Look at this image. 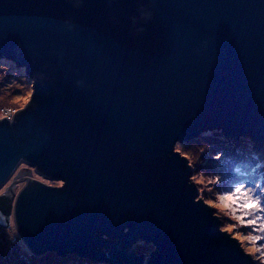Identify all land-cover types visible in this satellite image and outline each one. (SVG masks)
Here are the masks:
<instances>
[{
    "label": "water",
    "instance_id": "95a60500",
    "mask_svg": "<svg viewBox=\"0 0 264 264\" xmlns=\"http://www.w3.org/2000/svg\"><path fill=\"white\" fill-rule=\"evenodd\" d=\"M1 57L32 94L0 118V188L21 163L62 184L0 196V227L36 255L255 264L174 146L217 128L264 155V0H0Z\"/></svg>",
    "mask_w": 264,
    "mask_h": 264
},
{
    "label": "rangeland",
    "instance_id": "374dc122",
    "mask_svg": "<svg viewBox=\"0 0 264 264\" xmlns=\"http://www.w3.org/2000/svg\"><path fill=\"white\" fill-rule=\"evenodd\" d=\"M31 94L32 83L26 76L24 68L17 67L12 60L1 57L0 117L3 115L4 108L11 109L13 114L17 109L23 108L28 103ZM209 132L210 133L205 136H202L201 133V135L189 141H177L174 149L178 150L188 159L192 167V181L198 187L197 198H201L213 208L214 214H216L220 220V229L227 231L231 236L235 237L243 250L251 255L255 264H264V247H261L264 245V239L253 242L254 237H264V231L256 230L260 225L246 226L241 224L236 218L240 213L237 212L234 215L231 208H226L224 206L228 201L221 200V197L226 193H231L235 187L244 185L254 190V193L259 195L261 200L264 201V155L262 144H251L252 150H254L253 157L249 155L250 158L247 159L248 163L244 164L242 162H237V157H235V155L232 154V157L226 155L223 151V147L219 148V140L224 136H220L219 138L215 136L214 133H211L212 131ZM18 173H23L33 180L48 185L59 186L62 184L61 181L51 180L41 176L29 165L21 163L6 183L0 188V196L4 197L8 187L12 185L13 197L16 195L22 183L26 180V178L16 179ZM261 215H264V213H261ZM230 226L234 227H232L231 231H228ZM0 229H2L4 236L8 235L7 237L11 240L20 243L28 252H31L19 236L12 218L9 226L5 228L0 227ZM137 246L138 245L135 244L133 245L135 251L139 254H143L145 258H147L153 250V246L150 244L141 245L145 247L143 252L137 251ZM49 253L60 258L55 252H45L41 255L33 253V256L37 258L33 263L52 264L53 258L49 256L42 257ZM66 256V264H86L84 261L82 263L79 262L78 258L80 256L77 254H68Z\"/></svg>",
    "mask_w": 264,
    "mask_h": 264
},
{
    "label": "trees",
    "instance_id": "16d2710c",
    "mask_svg": "<svg viewBox=\"0 0 264 264\" xmlns=\"http://www.w3.org/2000/svg\"><path fill=\"white\" fill-rule=\"evenodd\" d=\"M214 133L215 136L219 137L224 136L226 137L223 133L220 132L219 129L214 128L212 130H205L202 132V136L208 135L210 132ZM201 135V134H200ZM221 138L219 140V148L223 147V151L226 155L232 157V154L237 157V162H242L244 164L248 163V160L253 154L254 150H252L251 144L254 143L249 136L246 134H243L242 136H239L237 138L234 137H226V138ZM237 152V153H236ZM250 155V157H249ZM253 157V156H252ZM243 160V161H242ZM8 236V235H7ZM6 235L4 236L2 229H0V264H34L33 262L37 260L34 254L31 252H28L27 249L22 247V245L14 240H11L9 237ZM143 244H150L153 246L151 243H146V242H137L135 245L137 246V251H144L145 247H142L141 245ZM136 247V246H135ZM49 256L50 258H53L52 264H66L67 262L65 261V257L57 258L53 254H45L42 257H47ZM81 257V256H80ZM78 258L79 262L82 263L83 261L86 262V264H91V263H98V262H93L90 261L89 259L86 258ZM100 264H107V263H102L99 262Z\"/></svg>",
    "mask_w": 264,
    "mask_h": 264
},
{
    "label": "snow or ice",
    "instance_id": "6c2138e0",
    "mask_svg": "<svg viewBox=\"0 0 264 264\" xmlns=\"http://www.w3.org/2000/svg\"><path fill=\"white\" fill-rule=\"evenodd\" d=\"M221 200L228 201L224 206L231 208L234 215L237 212L240 213L236 218L241 224L246 226L259 224L260 226L256 230L264 231V215H261V213H264V201L261 200L259 195L254 193V190L244 185H239L231 193H226L221 197ZM232 227L234 226H230L228 231H231ZM259 239H264V237H254L253 242ZM261 247H264V245Z\"/></svg>",
    "mask_w": 264,
    "mask_h": 264
},
{
    "label": "bare ground",
    "instance_id": "6f19581e",
    "mask_svg": "<svg viewBox=\"0 0 264 264\" xmlns=\"http://www.w3.org/2000/svg\"><path fill=\"white\" fill-rule=\"evenodd\" d=\"M17 178H19V179H24V178L29 179V177L27 175H24L23 173H18L16 179ZM12 190H13V185L9 186L7 191H6V193H5L4 199L6 201H8L11 198V196L13 195V191Z\"/></svg>",
    "mask_w": 264,
    "mask_h": 264
},
{
    "label": "built area",
    "instance_id": "2783aa9c",
    "mask_svg": "<svg viewBox=\"0 0 264 264\" xmlns=\"http://www.w3.org/2000/svg\"><path fill=\"white\" fill-rule=\"evenodd\" d=\"M13 115H14V114H13V112L11 111V109H9V108H4V109H3V115H2L1 117L12 118ZM1 117H0V118H1Z\"/></svg>",
    "mask_w": 264,
    "mask_h": 264
}]
</instances>
